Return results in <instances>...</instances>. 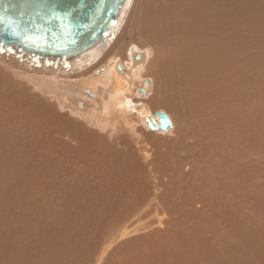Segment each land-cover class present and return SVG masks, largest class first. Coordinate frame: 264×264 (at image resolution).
Here are the masks:
<instances>
[{"label": "rangeland", "instance_id": "374dc122", "mask_svg": "<svg viewBox=\"0 0 264 264\" xmlns=\"http://www.w3.org/2000/svg\"><path fill=\"white\" fill-rule=\"evenodd\" d=\"M196 1L201 4L204 0ZM137 2L141 6L136 4V0H126L120 14L121 17L118 18L121 24L114 36L107 41L108 44L103 47L99 46L100 48L97 46L98 48L95 47V50L91 49L94 52H86L78 60H47L29 57V55L21 54L15 49L0 48V115L4 116L3 118L0 117V127H2L0 129L4 130H2L3 132L0 130V139H2L0 146L3 148L0 147V151L2 150L0 156L4 155V157H0V264H116L120 260L124 261L127 253L136 250L144 239L143 235L150 233L153 229L158 232L161 238V233L157 228L165 230L166 223L172 217L174 219L181 218L180 221L187 220V205L191 199L193 200L192 204L196 203L197 205L191 210L192 213L203 212L209 204L216 206L222 201L233 210L226 208L227 212L222 211L226 215L217 213L218 216L222 215L225 220L223 223L229 242H239V234H250L251 238L254 239L260 238L259 227L260 223L264 221V0H212L210 2V8H215L216 17L222 18L223 16L228 19H226L229 25L227 46H230L231 52L237 57L235 63H232V66L228 67L224 74H218L215 78L207 76L204 82H198L197 77L199 72L205 70V65H194L191 61L194 55H188L186 49H184L186 54L184 50H181V48H185L186 44H183L179 38L180 35L173 34L175 37L171 35L172 33H180L184 28V24L177 19L178 15L176 16V14L178 12L175 11V8L179 6L182 8L180 2L183 3L186 0H179V2L176 0H145L143 3L142 0H137ZM172 2L174 7H171ZM158 3L162 4L160 5V9H164L162 12L158 8ZM135 4L137 8L134 7ZM222 5H225V8L220 7ZM157 11L162 14L165 12L164 15H161ZM168 17L172 21L167 20V22ZM143 18L147 21V25ZM174 20L177 22L174 23ZM161 26L163 28H159ZM139 30L143 31L144 34ZM151 30H154V33ZM158 31H161L160 34ZM143 35L147 37L142 39L140 36ZM149 39L152 41L148 42ZM174 41L176 45L173 44ZM129 42L139 46L145 44L144 48L149 53H146V58L141 62V73H134L131 77L140 80L139 82L149 79L150 92L148 91L143 97L136 91V86L134 88V85L131 84L127 97L130 95L134 101L140 97L139 100L145 101L144 103L151 115L157 110L171 113L175 125L169 132L163 133L159 130L148 129L145 123H142L141 116L136 115L137 108H135L136 118L132 125L133 128L131 127L132 131L131 129L120 128L119 133L116 131V134L114 131L107 135L106 131H99L97 126L84 124L83 117L87 114H92V120L95 118L94 123L102 121L104 117L101 110L106 102L111 101L113 94L110 89V91L107 90L108 92L105 91L108 81H98L99 76L94 77L95 79L92 81L93 78L90 75L92 69L98 68L107 60L108 52H112L109 50L120 49L122 46L125 48ZM177 42L182 43V45L180 43L181 48ZM153 43H157L155 45L160 43V46L164 45L158 47L159 45L155 46ZM165 44H167L166 47ZM214 44L217 45L218 41H214ZM109 46H114V48H109ZM104 52L105 54H103ZM170 52L174 56H171ZM179 52L187 56L181 53L182 61L179 60ZM99 53L101 54L99 55ZM118 54L124 56L123 51ZM255 56L256 59H254ZM93 58L95 59L93 60ZM101 58L103 59L101 60ZM251 59L257 60L255 65ZM185 62H189V64ZM189 65L191 69H189ZM150 68L154 69L150 70ZM85 69H91L90 73H85L87 71ZM160 69L162 73H160ZM163 70H166L167 73ZM167 70L172 71L169 73ZM80 73L82 74L80 75ZM48 77L52 78L49 80ZM77 77L83 78L84 82L81 80V84H72V79H77ZM157 77L163 80H156ZM90 79L91 84L88 83ZM165 79L167 84L164 82ZM42 82L43 86L41 85ZM2 83L4 84L1 85ZM104 83L105 85H103ZM188 83L190 84L188 85ZM51 84L55 85L51 88ZM164 84L168 87L171 86L173 92L170 88L165 89L167 86ZM81 85H84V88L87 86L94 89L96 85H99L104 90V94L98 92L97 97H91V99L87 93L83 92ZM152 86H155V89ZM64 91L66 92L64 93ZM160 93L161 97L166 96L168 99H164L166 97L161 98ZM169 93L173 95V98L172 95L169 97ZM107 94H109V98L106 96ZM57 97L61 102V97L66 98V100L59 104ZM87 98L90 99V102ZM2 101L4 105L7 103L8 105L4 106ZM77 101H83L84 106H78ZM38 102L41 105L48 103L51 106V111L54 109L56 113L55 108L58 104L64 111L68 108L72 109L75 111L74 115L67 116L68 120H76L75 115H79L82 125L87 126L85 129L88 127L89 129L84 130V133L79 135L78 132L72 131V123L71 127L69 124V132L62 133V136L65 138L64 135L74 133L71 135H75L73 139L77 140V143L73 146L71 142V146L67 145L66 151L64 146L59 149H51L50 144L47 143L53 142L52 139L51 142L48 141V136H51H47L46 132H43L46 123L42 127H39L40 123L38 124V119L43 118L41 121L45 119V115L42 117L39 115V111L43 108L39 106ZM27 103L28 106L33 104L32 108L27 106L29 110L25 108L23 110L22 108ZM29 103L31 104L29 105ZM55 103H57L56 106ZM14 104H18V107ZM19 104H22L23 107ZM19 108L26 113L21 112ZM4 109L8 110L6 114L8 112L11 116L8 118L10 122H6L8 115L3 114ZM94 111L98 115H95ZM18 115H21L22 118H17ZM14 117L16 118L15 122ZM46 118L48 119V117ZM52 119L49 118L48 120L54 122ZM55 125L52 123L53 130L49 127L54 137L58 135L54 131ZM24 129L27 133L24 132ZM32 130H35L36 133L33 131L32 134ZM88 132L90 133L89 137L93 134L94 136L89 138ZM100 134L102 135L100 136ZM132 134L137 136H132ZM34 137L39 138L38 141L41 140L40 142L46 140L44 141L45 144L40 145L41 147L32 146L37 140L34 141ZM91 141H94L93 144ZM29 142H33L29 144L32 147L28 146L27 143ZM83 143L85 146L87 144L85 149H81ZM106 145L107 147H105ZM128 146L131 151L127 149ZM75 147L76 152L72 150L73 148L75 150ZM78 147L81 149L80 151ZM93 147H97V149L94 150ZM31 148L35 149L32 150ZM49 148L52 153L48 151ZM57 149L60 153L57 152ZM144 149L148 155L152 153L148 160L144 157ZM68 150L70 152H67ZM130 153L131 155H129ZM95 154L97 156H94ZM119 156H122V159L118 158L120 161L117 159ZM109 157L110 159H108ZM101 158L104 159L101 160ZM144 159H146V164ZM149 160L151 164L147 167ZM116 161L121 163L118 165ZM123 161L124 163H122ZM106 162L107 165H105ZM125 163L126 165H124ZM258 195L263 197L258 200ZM260 202L263 203V206ZM177 210L179 211L176 212ZM232 212L236 215L237 224L232 222ZM261 216L263 218H259ZM212 219L206 225L208 231H221L222 223L220 224L216 217H212ZM161 220L164 221L163 225H157V222ZM135 228H138L139 231H132ZM121 231H124L126 235L120 237ZM46 234L48 235L46 236ZM161 240L163 241L162 238ZM209 244L212 246V243ZM237 246L245 250L247 243L241 241ZM103 248L106 249L102 253ZM207 248L211 250L210 245L209 247L207 245ZM217 250L219 253V249ZM173 252L174 250L164 253L159 259L160 263L173 264V256L170 258V255L174 254ZM250 258L254 259V257ZM150 259L154 261L153 257ZM142 263L145 264L146 262Z\"/></svg>", "mask_w": 264, "mask_h": 264}, {"label": "bare ground", "instance_id": "6f19581e", "mask_svg": "<svg viewBox=\"0 0 264 264\" xmlns=\"http://www.w3.org/2000/svg\"><path fill=\"white\" fill-rule=\"evenodd\" d=\"M145 1V0H144ZM143 0H142V3L144 2ZM168 1V0H167ZM170 1V0H169ZM182 1V0H181ZM212 0H204L201 4L199 3V2H197L196 0H186V2H183V3H181L180 2V4H182V8H181V6H179V7H176L175 8V11H177L178 13L176 14V16L178 15V20L179 21H181L184 25H183V30H181V32L180 33H172L171 35H173V34H176L177 36L178 35H180V37L179 38H181V40L183 41V44L185 43L186 44V46H185V48H181V45H182V43L181 42H177L178 44V46L180 45V43H181V45L179 46L180 48H181V50L183 51L184 49H186V51L189 53L188 55H191V54H193L194 56H193V58L191 59V61L194 63V65L195 64H204L205 65V70H203V71H201V72H199L198 73V77H197V81L199 82V81H203L204 82V80H206L207 79V76H212V78H215L218 74H224L225 73V71H226V69L228 68V67H230V66H232L231 64L232 63H235V59H236V54H234V53H232L231 52V50H230V46H227V41H229V25L227 24L228 22L226 21V19L222 16V18H218V17H216V14H215V8H210V2H211ZM176 2H179V0L177 1L176 0ZM133 3H134V1H133ZM138 2H137V0H136V4H137ZM226 3V2H225ZM134 5V7L135 8H137V5ZM139 4V6H141L140 5V3H138ZM159 4V6H158V8L160 9V5H162V4H160V3H158ZM179 4V5H180ZM156 5H157V3H156ZM220 5V4H219ZM138 6V7H139ZM163 6H164V4H163ZM171 7H174V4H173V2H172V5H171ZM170 7V8H171ZM220 7H224L225 8V5H222V6H220ZM162 8V7H161ZM166 8V7H165ZM139 9V8H138ZM161 10V9H160ZM162 10H164V9H162ZM162 10H161V12H162ZM220 10V9H219ZM131 11V10H130ZM159 11V10H158ZM157 11V12H158ZM121 12H122V10H121ZM121 12H120V14H121ZM165 12V11H164ZM164 12H163V14L162 13H160V12H158V13H160L161 15H164ZM169 12V11H168ZM159 14V16H161ZM170 14V13H169ZM171 15V14H170ZM169 15V16H170ZM222 15V14H221ZM226 15V14H225ZM167 16H168V14H167ZM167 16H166V18H167ZM171 16H173V15H171ZM171 16H170V18H171ZM119 17H121L120 15L118 16V18ZM228 17V16H227ZM158 18V17H157ZM169 17H168V19H166V21L167 20H169V22H170V20L171 19H173V17L170 19ZM140 19H142V18H140ZM144 19V18H143ZM159 19H160V17H159ZM139 20V19H138ZM153 20V19H152ZM161 20V19H160ZM176 20V19H175ZM173 21L174 23H176L177 21ZM228 20V19H227ZM144 21H146L145 19H144ZM172 21V20H171ZM139 22V21H138ZM142 22H143V20H142ZM152 22H154V21H152ZM168 22V21H167ZM141 23V22H140ZM139 23V24H140ZM155 23V22H154ZM142 24V23H141ZM140 24V25H141ZM148 23H147V21H146V25H147ZM158 24V23H157ZM156 24V25H157ZM159 25V24H158ZM163 25V24H162ZM160 26V25H159ZM126 27V26H125ZM149 28H150V26H148ZM147 27V28H148ZM159 28H163L162 26L161 27H159ZM126 29V28H125ZM157 29V28H156ZM129 30V29H128ZM136 30V29H135ZM158 30H160V29H158ZM131 31V30H130ZM140 31V30H139ZM149 31V30H148ZM152 31V30H151ZM150 31V32H151ZM163 31V30H162ZM176 31H178V30H176ZM137 32V31H136ZM142 34H144V32L143 31H140ZM153 33H154V30L152 31ZM152 32L150 33V34H152ZM159 32V34H160V32L161 31H158ZM128 33V32H127ZM136 35V34H135ZM147 35V34H146ZM146 35H143V36H140V37H142V39H144V37L146 36ZM153 35H156V34H153ZM153 35H152V37H153ZM168 35H170V34H168ZM170 35V36H171ZM150 36V35H149ZM161 36V35H160ZM174 36V35H173ZM133 37V36H132ZM147 37V36H146ZM151 37V36H150ZM157 37H159L158 35H157ZM163 37V36H162ZM175 37V36H174ZM182 38H184V39H182ZM154 39V38H153ZM177 39H178V37H177ZM150 40L151 39H149V40H147L148 42H150ZM166 40V39H165ZM152 41V40H151ZM168 41V40H167ZM214 41H218V44L216 45V44H214ZM255 41V40H254ZM254 41H253V43H254ZM145 42V41H144ZM161 42V41H160ZM256 42V41H255ZM116 43V42H115ZM141 43V42H140ZM143 43V42H142ZM141 43V44H142ZM106 44H108V43H106ZM126 44V43H125ZM124 44V45H125ZM154 45L155 44H157V43H153ZM173 44L174 45H176V43H175V41L173 42ZM145 44H142V46H139V45H137V44H134L133 42H129L127 45H125L126 47L124 48V46H120L121 48L120 49H117V48H115L114 50H109V51H112L111 53L110 52H108L109 53V56H108V58H107V60L101 65V66H99L98 68L96 67V68H93L92 69V71H91V69H89V70H87V69H85V73H87V72H89V71H91V73H90V75H91V77L93 78H91L92 79V81H94V77H97V76H99L100 77V79L98 80V81H101V82H107V85H106V87H105V91H110V90H112V96H111V101L110 102H104L105 104H104V106H103V108H102V110H101V112H102V115H103V119H102V121L101 122H96V123H94V119L95 118H93V120H92V117H91V115L92 114H87L85 117H83L84 118V124L85 125H90V126H97L98 127V129H99V131H106V134L107 135H109V134H111V132H116V131H118V133H119V131H121L120 130V128H127V129H131V127H132V125H133V122H135V118H136V116H135V108H137V111H136V115H140L141 116V120H142V123L144 122L145 123V125L147 126V124H146V120H145V118L146 117H152V118H154V121L155 122H157V120H158V117L157 116H155L154 115V112L152 113V115L149 113V109L147 108V106H146V104L143 102V100H139L140 99V97H139V99L137 100V101H134V100H132L131 98H130V95H129V97H127L128 95H127V93L129 92V90H130V88H131V81L133 80V79H135L137 82H138V84L140 85V86H142L143 88H144V90H146V92H145V94H147V92L149 91L150 92V90H149V83H150V80L149 79H144V80H147V83H143L142 81L141 82H139L135 77H131L132 76V74L134 75V73H136V74H138V73H141V71H140V69L142 68L141 67V62H143V60L146 58V53H148V51L146 52V48H144L145 46H144ZM149 45H151V44H149ZM154 45H151L152 47L154 46ZM159 45V46H158ZM158 45H155V46H158V47H162V46H160V43L158 44ZM166 45L167 44H165V47H166ZM174 45H172V46H174ZM138 46V47H137ZM170 46V45H169ZM184 46V45H183ZM99 47V46H98ZM97 47V48H98ZM114 48V46H109V48ZM140 47V48H139ZM165 47H163L164 48V50H166L165 49ZM168 47V46H167ZM178 47V48H179ZM95 48V47H94ZM93 48V50H95ZM100 48V47H99ZM149 48V47H148ZM155 48V47H154ZM176 48V47H175ZM177 48V49H178ZM180 48H179V51H181L180 50ZM106 49V48H105ZM140 49V51H138ZM158 49V48H157ZM159 49H162V48H159ZM252 49V48H251ZM93 50H89L90 52L91 51H93ZM100 50V49H99ZM89 51L87 52V53H89ZM101 51V50H100ZM120 51H123L124 52V56H120L118 53L120 52ZM158 52V50H155V52ZM185 51V50H184ZM184 52L185 54L187 53V52ZM94 52V51H93ZM98 52V51H97ZM96 52V53H97ZM108 53H106L107 55H108ZM140 54V58L139 59H136L135 58V55L136 54ZM164 53H165V51H164ZM168 53V52H167ZM171 53V52H170ZM180 53V58H179V60L180 61H182L183 59H182V57H181V53L182 52H179ZM184 53H182V54H184ZM101 53H99V55H100ZM103 54H105V52L103 53ZM149 54V53H148ZM147 54V55H148ZM155 54V53H154ZM166 54V53H165ZM184 54V56H186ZM247 54V53H246ZM84 55V54H83ZM94 55V54H93ZM98 55V56H99ZM156 55H157V53H156ZM159 55H161V54H159ZM254 55V54H253ZM103 56V55H102ZM155 56V55H154ZM168 56V55H167ZM171 56H174V54H172L171 53ZM192 56V55H191ZM34 57V56H33ZM86 57V56H85ZM84 57V58H85ZM89 57V56H88ZM90 57H91V55H90ZM103 57H105V56H103ZM177 57V56H176ZM178 57H179V55H178ZM187 57V56H186ZM151 58V57H150ZM73 59V58H72ZM79 59V58H78ZM78 59H74V60H78ZM95 58H93V60H94ZM103 58H101V60H102ZM189 59V58H188ZM244 59V58H243ZM245 59H246V57H245ZM254 59H256V56H255V58ZM254 59H251L252 61H253V63H254V65L256 64L255 62H257V60H254ZM185 60V59H184ZM248 60V59H247ZM151 61V60H150ZM101 62V61H100ZM155 62V61H154ZM153 62V63H154ZM98 63V62H97ZM96 63V64H97ZM118 63H120L121 64V66L125 69V70H127L126 72H124V76H122L121 74L119 75V73H118V71H117V69H116V65L118 64ZM171 63H172V61H171ZM186 63V62H185ZM95 64V65H96ZM99 64V63H98ZM148 64V63H147ZM157 63H155V65H156ZM186 64H189V62L188 63H186ZM237 64V63H236ZM151 65H153L152 63H151ZM158 65V64H157ZM185 65V64H184ZM235 65V64H234ZM98 66V65H97ZM147 66V65H146ZM149 66V65H148ZM159 66H161V65H159ZM167 66H168V64H167ZM172 66V65H171ZM170 66V67H171ZM237 66V65H236ZM100 67H103V69H99ZM157 67V66H156ZM92 68V67H91ZM148 68V67H147ZM149 69V68H148ZM152 69H154V68H152ZM151 68H150V70H152ZM189 69H191V67H190V65H189ZM147 70V69H146ZM158 70V69H157ZM161 70V69H160ZM246 70V69H245ZM165 73H167L166 72V70H163ZM168 71V70H167ZM170 71H172V70H170ZM170 71H168L169 73H170ZM231 71V70H230ZM153 72V71H152ZM227 72H229L228 70H227ZM2 73V72H1ZM147 73V72H146ZM145 73V74H146ZM155 73H156V71H155ZM160 73H162V70H161V72ZM165 73H163L164 75H165ZM82 73H80V75H81ZM148 74V73H147ZM146 74V75H147ZM154 74V73H153ZM28 75V74H27ZM72 75V74H71ZM130 75V76H129ZM169 75V74H168ZM37 76V75H36ZM39 76V75H38ZM57 76H60V75H57ZM56 76V77H57ZM145 76V75H144ZM156 76H158V75H156ZM155 76V77H156ZM185 76V75H184ZM7 77V76H6ZM53 77V76H52ZM51 77V78H52ZM65 77V76H64ZM75 77V76H74ZM81 77V76H80ZM111 77V78H110ZM159 77V76H158ZM157 77V79L156 80H158V79H161V80H163L162 78H158ZM168 77H170V75L168 76ZM38 78H40V77H38ZM42 78V77H41ZM40 78V79H41ZM49 78V77H48ZM47 78V79H48ZM51 78H49V80L51 79ZM59 78V77H58ZM139 79H140V77H138ZM146 78V77H145ZM148 78H149V76H148ZM174 78V77H173ZM186 78V77H185ZM209 78H211V77H209ZM9 79V78H8ZM30 79V78H29ZM34 79V78H33ZM39 79V80H40ZM43 79V78H42ZM91 79L90 80H88L89 82V84H91ZM167 79V78H166ZM165 79V80H166ZM171 79V78H170ZM38 80V79H37ZM45 80V79H44ZM53 80H54V78H53ZM53 80H52V83H53ZM56 80V79H55ZM81 80H83V78H79V77H77V79H72V81H71V83L72 84H75V85H77V84H79L80 83V81ZM160 80V82L162 83V81ZM211 80V79H210ZM14 81V80H13ZM22 81V80H21ZM24 81V80H23ZM22 81V82H23ZM40 81H42V80H40ZM6 82V81H5ZM83 82H84V80H83ZM166 84H167V80L166 81H164ZM170 82V81H169ZM172 82H175V81H173L172 80ZM179 82V81H178ZM195 82V81H194ZM198 82H196V84H199ZM244 82V81H243ZM1 83V82H0ZM13 83V82H12ZM98 83V82H97ZM157 83V82H156ZM182 83H184V84H187V83H185V82H182ZM4 83H2L1 85H3ZM9 84V83H8ZM81 84V83H80ZM100 84H102V83H100ZM99 84V85H100ZM160 84V83H159ZM163 84V83H162ZM166 84H164V86L166 85ZM190 83H188V85H189ZM12 85V84H11ZM41 85L43 86L44 84H43V82L41 83ZM40 85V86H41ZM48 85V84H47ZM55 85V84H54ZM54 85H52L51 84V88H52V86H54ZM99 85H96L95 86V89L94 88H91V87H87L88 88V90H89V92H91V93H93V94H96V97H97V95H98V92L99 93H103V89H102V87L101 86H99ZM103 85H105V83L103 84ZM151 85V84H150ZM152 85H153V83H152ZM171 85V84H170ZM169 85V86H170ZM187 85V86H188ZM204 85V84H203ZM207 85V84H206ZM253 85V84H252ZM6 86V85H5ZM8 86V85H7ZM73 86V85H72ZM72 86H71V88H72ZM79 86V85H78ZM77 86V87H78ZM82 86V85H81ZM80 86V87H81ZM84 86V85H83ZM82 86V87H83ZM133 86V85H132ZM167 86V85H166ZM186 86V85H185ZM19 87V86H18ZM28 87V86H27ZM67 87H68V85H67ZM85 87V88H86ZM93 87H94V84H93ZM130 87V88H129ZM152 87H154V89H155V86H152ZM171 87V86H170ZM170 87H168L167 86V88H165V89H169ZM179 87V86H178ZM190 87V86H189ZM188 87V88H189ZM254 87V86H253ZM252 87V88H253ZM5 88V87H4ZM12 88V87H11ZM44 88H47V87H44ZM43 88V89H44ZM49 88V87H48ZM55 88V87H54ZM56 88H58V87H56ZM61 88H62V86H61ZM134 88H135V86H134ZM134 88H133V90H134ZM201 87H199V89H200ZM25 89V88H24ZM30 89V88H29ZM59 89V88H58ZM68 89V88H67ZM83 89H84V87H83ZM110 89V90H109ZM162 89V88H161ZM160 89V90H161ZM171 89V88H170ZM198 89V88H197ZM202 89V88H201ZM247 89V88H246ZM2 90H4V89H2ZM15 90V89H14ZM38 90V89H37ZM79 90V89H78ZM236 90V89H235ZM245 90V89H244ZM24 91V90H23ZM44 91H47V90H44ZM56 91H57V89H56ZM55 91V93H57ZM80 91V90H79ZM107 91V92H108ZM136 91H137V89H136ZM170 91V90H169ZM171 91H172V89H171ZM170 91V92H171ZM200 91V90H199ZM239 91H240V89H239ZM243 91V90H242ZM51 92V91H50ZM62 92V91H61ZM66 91H64V93H65ZM73 92V91H72ZM77 92V91H76ZM173 92V91H172ZM171 92V93H172ZM180 92L182 93V91L180 90ZM185 92V91H184ZM201 92V91H200ZM238 92V91H237ZM3 92L1 91V94H2ZM5 93V92H4ZM14 93V92H13ZM135 92H133V94H134ZM154 93V92H153ZM186 93V92H185ZM202 93V92H201ZM209 93H211V92H209ZM238 93H240V92H238ZM250 93V92H249ZM50 94V93H49ZM82 94V93H81ZM104 94V93H103ZM109 94L111 95V93L109 92ZM109 94H107L106 96H108ZM132 94V93H131ZM137 94V93H136ZM140 94V93H139ZM145 94H141L142 96L143 95H145ZM163 94V93H162ZM180 94V93H179ZM208 94V93H207ZM38 95V94H37ZM72 95V94H71ZM70 95V96H71ZM79 95V94H78ZM135 95V94H134ZM164 95V94H163ZM172 95V94H171ZM170 95V93H169V97L171 96ZM237 95V94H236ZM4 96H5V94H4ZM25 96V95H24ZM23 96V97H24ZM59 96V95H58ZM61 96V95H60ZM62 96H64V95H62ZM86 96V95H85ZM136 96V95H135ZM148 96V95H147ZM151 96V95H150ZM157 96H159V95H157ZM208 96V95H207ZM1 97V96H0ZM7 96H5V98H6ZM81 97V96H80ZM144 97V96H143ZM160 97H161V93H160ZM163 98L164 97H166V96H162ZM161 97V98H162ZM48 98V97H47ZM54 98V97H53ZM83 98V97H82ZM91 98V97H90ZM98 98H100L99 96H98ZM108 98H109V96H108ZM135 98V97H134ZM133 98V99H134ZM172 98H173V95H172ZM2 99V98H1ZM7 99V98H6ZM52 99V98H51ZM61 100H62V102L59 100V98L57 97V100H58V102H60L59 104H61V103H64L65 102V100H66V98H63V97H61L60 98ZM88 99V98H87ZM92 99V98H91ZM106 99V98H105ZM164 99H168V97H166V98H164ZM3 100H5V99H3ZM9 100V99H8ZM24 100V99H23ZM50 100V99H49ZM68 100V99H67ZM80 100H85V99H80ZM90 99H88V102H90L89 101ZM94 100V99H93ZM102 100H104V99H102ZM108 100V99H107ZM106 100V101H107ZM69 101V100H68ZM92 101V100H91ZM25 102V101H24ZM26 102H27V98H26ZM25 102V103H26ZM52 102V101H51ZM94 102H95V100H94ZM103 102V101H102ZM2 103H3V105H4V102L2 101ZM32 103V102H31ZM31 103H29V105L31 104ZM35 103V102H34ZM39 103V102H38ZM43 104V103H42ZM56 104L57 103H55V106H56ZM58 104V106H56V110H57V113H56V111H54V109L51 111V106H49V104L47 103H45V105H41V103H39V106L41 107L42 106V108H43V110H40L39 111V115H40V117H42V116H44L45 115V119L44 120H42L41 121V119H43V118H40V119H38V124L40 123V125H39V127H42L45 123H46V127L44 128L45 129V131H43V132H46V134H47V136L48 135H50L51 137H49L48 136V141H50L51 139H52V141L53 142H51V143H49V142H47L48 144H50L49 146H50V148L51 149H55V148H60L61 146H64V147H66V149H65V151L67 150V145H69V146H71L70 144H71V142L73 143L72 145L74 146V144H76L77 143V140H75V139H73V137L75 136H72L71 134L69 135H64V136H66L65 138H63V136H62V133H66V131H68V126H69V124H70V126L69 127H71V123H72V126H73V129H72V131L73 132H78L79 133V135L80 134H82V133H84V130H88L89 129V127H88V129H85L86 127L84 126V125H82L83 123H81V119H79V115L77 116V115H75L76 116V120H73V121H71V120H68V118H67V116H71V115H74V112L75 111H72V109H70V108H68L66 111H64V109L62 108V107H60L61 105H59ZM70 104V103H69ZM76 104L78 105V106H84V102L83 101H80V102H76ZM94 104V103H93ZM96 104V103H95ZM98 104V103H97ZM153 104V103H152ZM7 105H8V103H7ZM7 105H4V106H7ZM15 105V104H14ZM20 105V104H19ZM22 105V104H21ZM20 105V106H21ZM26 105V104H25ZM33 105V104H32ZM32 105L31 106H28V103H27V105L25 106V107H23V105H22V109L24 110V108L25 109H28L29 110V108H32ZM36 105H37V103H36ZM36 105H34L35 106V108H36ZM71 105V104H70ZM101 105V104H100ZM15 106H17L18 107V104H16ZM27 106L29 107V108H27ZM33 106V107H34ZM149 106H151V105H149ZM148 106V107H149ZM14 107V106H13ZM12 107V108H13ZM58 107V108H57ZM71 107V106H70ZM91 107H92V105H91ZM94 107H95V105H94ZM5 108H7V107H5ZM12 108H10L11 110H12ZM39 108V107H38ZM53 108V107H52ZM150 108V107H149ZM152 108V107H151ZM154 108V107H153ZM152 108V109H153ZM19 109H21V108H19ZM21 109V112H23L24 113V111ZM79 109V108H78ZM87 109V108H86ZM97 109V108H96ZM1 110V109H0ZM5 111H3V114L5 115L6 114V111H8V110H6V109H4ZM34 110V109H33ZM39 110V109H38ZM74 110H75V108H74ZM93 110H94V108H93ZM92 110V111H93ZM151 110V109H150ZM212 110V109H211ZM26 111V110H25ZM36 111H37V109H36ZM89 111V110H88ZM91 111V110H90ZM97 111H99V110H97ZM164 111V110H163ZM34 112V111H33ZM33 112H32V115H33ZM164 112H166V111H164ZM26 113V112H25ZM24 113V114H25ZM36 113V112H35ZM51 113H52V115H51ZM70 113H73V114H70ZM88 113H90V112H88ZM95 115L97 114V113H95V111L93 112ZM99 113V112H98ZM209 113H211V112H209ZM212 113H214L213 111H212ZM0 114H1V112H0ZM19 114H22V113H19ZM24 114H22V115H24ZM37 114V113H36ZM77 114V113H76ZM78 114H79V112H78ZM83 114V113H82ZM85 114V113H84ZM93 114V115H94ZM166 114L169 116V118H170V120H171V122H172V127H169L168 128V130L167 131H162V130H159V129H157V130H159V131H161V132H163V133H166V132H169V130L170 129H172L173 127H174V125H175V123H174V120H173V118H172V115H171V113H169V112H166ZM215 114V113H214ZM8 115V117H7V119H6V122H10V121H8L9 119V117H11V116H9V114H8V112H7V114H6V116ZM35 115V114H34ZM94 115V116H95ZM98 115V114H97ZM38 116V115H37ZM99 116H101V115H99ZM0 117L1 118H3L1 115H0ZM22 118L21 117V115L19 116L18 115V117L17 118ZM46 117H48V119L50 118V119H52V117H53V121L54 122H52V121H50V120H48ZM95 117H97V116H95ZM23 118H24V116H23ZM26 118H28L27 116H26ZM33 118V117H32ZM38 118H39V116H38ZM137 118H138V116H137ZM15 117H14V122H15ZM97 119V118H96ZM25 120H27V119H25ZM1 121V120H0ZM28 121V120H27ZM25 122V123H28V122ZM40 121V122H39ZM97 121H98V119H97ZM4 122H5V120H4ZM19 123V122H18ZM37 123V122H36ZM52 123L55 125V129H54V131H56V133H58V135L56 136L55 135V137L53 136L54 134H52L53 132H51L50 131V129H52L53 130V127H52ZM137 123H139L138 121H137ZM7 124V123H6ZM29 124V123H28ZM37 125V124H36ZM2 126V125H1ZM141 126V125H140ZM49 127H50V129H49ZM80 127V128H79ZM0 128H2V127H0ZM4 128V127H3ZM20 128H22V127H20ZM31 128V127H30ZM91 128V127H90ZM133 128V127H132ZM140 128V127H139ZM138 128V129H139ZM141 128H142V126H141ZM144 128V127H143ZM148 128V127H147ZM16 129V128H15ZM32 129V128H31ZM71 129V128H70ZM69 129V130H70ZM80 129H82V130H80ZM149 129V128H148ZM1 130V129H0ZM3 130V129H2ZM1 130V131H2ZM7 130V129H6ZM21 130V129H20ZM37 130V129H36ZM142 130V129H141ZM140 130V131H141ZM4 131V130H3ZM2 131V132H3ZM8 131V130H7ZM19 131V130H18ZM22 131V130H21ZM27 131H28V128H27ZM33 131H35V130H32V134H33ZM71 131V130H70ZM131 131H132V129H131ZM139 131V130H138ZM210 131H212V130H210ZM24 132H25V129H24ZM23 132V133H24ZM69 132V131H68ZM67 132V133H68ZM110 132V133H109ZM130 132V131H129ZM8 133V132H7ZM22 133V132H21ZM25 133H27V132H25ZM24 133V134H25ZM34 133H36V131L34 132ZM77 133V134H78ZM89 133V132H88ZM87 133V134H88ZM95 133V132H94ZM100 133V132H99ZM132 133H134V132H132ZM30 134V133H29ZM28 134V135H29ZM32 134H30V135H32ZM86 134V135H87ZM95 134H98V133H95ZM116 134H117V132H116ZM130 134V133H129ZM41 135V134H40ZM79 135H78V137H79ZM89 135H90V133L87 135L88 137H89ZM102 134H100V136H101ZM127 135V137H128V134H126ZM125 135V136H126ZM34 136V135H33ZM38 136H39V134H38ZM92 136H94V134L92 135ZM92 136L91 137H89V138H92ZM95 136H97V135H95ZM115 136V135H114ZM132 136H137V135H133L132 134ZM27 137V136H26ZM29 137V136H28ZM37 137V136H36ZM36 137H34V141L37 139ZM77 137V136H76ZM77 137V138H78ZM82 137V136H81ZM86 137V136H85ZM105 137V136H104ZM22 138H24V137H22ZM30 138V137H29ZM75 138V137H74ZM76 138V139H77ZM87 138V137H86ZM103 138V137H102ZM117 138V137H116ZM121 138V137H120ZM124 138V137H123ZM126 138V137H125ZM4 140H5V138H3ZM17 139V138H16ZM27 139V138H26ZM33 139V138H32ZM39 139V138H38ZM38 139L35 141V144H33L32 146H35V147H41L40 145H44L45 143H44V141H46V140H44V141H42V142H40L41 140H39L38 141ZM83 139V138H82ZM112 139V138H111ZM0 140H2V139H0ZM7 140V139H6ZM28 141H30L29 139H27ZM78 140H80V138H78ZM99 140V139H98ZM123 140V139H122ZM21 141V140H20ZM24 141H26V140H24ZM33 141V142H34ZM82 141V140H81ZM80 141V142H81ZM84 141V140H83ZM95 141H97V140H95ZM129 141V140H128ZM143 141V140H142ZM141 141V142H142ZM1 142V141H0ZM33 142H31V143H33ZM86 142V141H85ZM88 142V141H87ZM92 142V141H91ZM94 142V141H93ZM93 142L91 143V144H93ZM140 142V141H139ZM2 143V142H1ZM30 142L29 143H27L28 144V146H29V144H31ZM122 143H123V141H122ZM128 143V142H127ZM157 143V142H156ZM22 144V143H21ZM26 144V145H27ZM78 144H79V142H78ZM77 144V146H79L80 147V145H78ZM86 144V143H85ZM97 144V143H96ZM100 144H101V142H100ZM125 144V143H124ZM23 145H24V143H23ZM82 145V144H81ZM102 145V144H101ZM129 145V144H128ZM216 145V144H215ZM27 146V147H28ZM31 146V145H30ZM29 146V147H30ZM31 146V147H32ZM68 146V147H69ZM85 145H84V143H83V145L81 146V149L82 148H86V146H87V144H86V146L84 147ZM94 146H95V144H94ZM125 146V145H124ZM133 146V145H132ZM131 146V147H132ZM145 146V145H144ZM1 147V146H0ZM79 147H78V149H79ZM90 147H91V145H90ZM101 147V146H100ZM105 147H107V145L105 146ZM2 148V147H1ZM16 148V147H15ZM49 148V149H50ZM72 148V147H71ZM96 149H97V147H95ZM95 148L93 147L92 149H94L95 150ZM102 148V147H101ZM3 149V148H2ZM28 149H30V148H28ZM32 150L33 149H35V148H31ZM37 149V148H36ZM48 149V151H50L51 152V149L49 150ZM57 149V150H58ZM81 149H79V151L81 150ZM105 149V148H104ZM129 151H131L130 149V147L128 146V148H127ZM126 149V150H127ZM44 150V149H43ZM56 150V151H57ZM71 150V149H70ZM74 152H76V147H75V150H74V148L72 149ZM72 150H71V152H72ZM107 150H109V149H107ZM127 150V151H128ZM145 150V149H144ZM13 151V150H12ZM55 151V150H54ZM0 152H2V150L0 151ZM4 152V151H3ZM58 153H60V151L58 150L57 151ZM57 152H55V154H57ZM67 152H70L69 150L67 151ZM67 152H65V153H67ZM99 152V151H98ZM98 152H97V154H98ZM24 153V152H23ZM39 153V152H38ZM52 153V152H51ZM126 153H128V152H126ZM136 153V152H135ZM17 154V153H16ZM22 154V153H21ZM69 154V153H68ZM72 154V153H71ZM76 154V153H75ZM75 154H73V155H75ZM90 154V153H89ZM94 154V153H93ZM97 154H95L94 156H97ZM100 154V153H99ZM152 154V153H151ZM151 154H149V155H151ZM7 155V154H6ZM25 155V154H24ZM39 155H40V153H39ZM42 155V154H41ZM46 155V154H45ZM51 155V154H50ZM59 155V154H58ZM76 155H78V154H76ZM124 155H126L125 153H124ZM129 155H131V153L129 154ZM133 155H135V154H133ZM149 155H148V153H147V151L145 150L144 151V157L148 160L150 157H149ZM1 156H3L4 157V155H1ZM0 156V157H1ZM43 156V155H42ZM177 157H178V155H176ZM7 157V156H6ZM8 157H9V155H8ZM35 157V156H34ZM53 157V156H52ZM57 157H59V156H57ZM56 157V158H57ZM122 156H119V157H117V159L118 158H120V159H122L121 158ZM60 158H62V156H60ZM116 158V157H115ZM104 158H101V160H103ZM107 159V158H106ZM108 159H110V157L108 158ZM114 159V158H113ZM129 159V158H128ZM142 159V158H141ZM146 159H144V161H145V164H146ZM12 160V159H11ZM116 160V159H115ZM119 160V159H118ZM117 160V161H118ZM132 160V159H131ZM7 161V160H6ZM33 161V160H32ZM31 161V162H32ZM104 161H107V160H104ZM111 161V160H110ZM114 161V160H113ZM116 161V162H117ZM120 161V160H119ZM130 161V160H129ZM53 162V161H52ZM64 162H65V160H64ZM100 162V161H99ZM148 162V161H147ZM149 162H150V160H149ZM147 163V167L151 164V162L150 163ZM33 163V162H32ZM104 163V162H103ZM114 163V162H113ZM119 163H121V162H119ZM119 163L117 162V164L119 165ZM122 163H124V161L122 162ZM135 163V162H134ZM30 164V163H29ZM90 164H92V163H90ZM98 164V163H97ZM144 164V165H145ZM3 165V164H2ZM59 165V164H58ZM100 165H102V164H100ZM105 165H107V162H106V164ZM124 165H126V163L124 164ZM33 166V165H32ZM46 166V165H45ZM49 167H50V165H48ZM47 166V167H48ZM91 166V165H90ZM94 166V165H93ZM146 166V165H145ZM209 166V165H208ZM41 167V166H40ZM109 167V166H108ZM113 167V166H112ZM134 167V166H133ZM25 168V167H24ZM52 168V167H51ZM50 168V169H51ZM85 168V167H84ZM102 168V167H101ZM142 168H143V166H142ZM206 168V167H205ZM112 169V168H111ZM133 169V168H132ZM49 170V169H48ZM54 170V169H53ZM134 170V169H133ZM141 170V169H140ZM13 171V170H12ZM31 171H32V169H31ZM104 171V170H103ZM117 171V170H116ZM136 171V170H135ZM47 172V171H46ZM70 172V171H69ZM121 172V171H120ZM131 172V171H130ZM134 172V171H133ZM50 173V172H49ZM49 173H47L48 175H49ZM51 173H52V171H51ZM53 173H55V172H53ZM29 174V173H28ZM27 174V175H28ZM124 174V173H123ZM51 175H53V174H51ZM69 175V174H68ZM17 176H18V174H17ZM35 176V175H34ZM112 176V175H111ZM119 176V175H118ZM136 176V175H135ZM43 177V176H42ZM48 177V176H47ZM51 176H49V178H50ZM113 177H114V175H113ZM117 177V176H116ZM122 177V176H121ZM201 177V176H200ZM34 178V177H33ZM41 178V177H40ZM52 178V177H51ZM18 179V178H17ZM35 179H37V178H35ZM44 179H46V178H44ZM199 179V178H198ZM39 180V179H38ZM50 180V179H49ZM132 180V179H131ZM135 180V179H134ZM51 181V180H50ZM36 183H37V181H35ZM45 182V181H44ZM139 182V181H138ZM137 182V183H138ZM41 183H43V182H41ZM51 184V183H50ZM50 189V188H49ZM140 189H142L141 187H140ZM139 189V190H140ZM47 190H48V188H47ZM139 193H142V191L140 192L139 191ZM262 193V192H261ZM258 194V193H257ZM256 194V195H257ZM260 194V193H259ZM27 196V195H26ZM259 196V198H258V200L261 198V197H263V196H261V195H258ZM45 199V198H44ZM142 200V199H141ZM140 200V201H141ZM262 200V199H261ZM199 201H201V198H199ZM192 202H193V200L191 199V201H189V203H188V205H187V211H188V218H187V220H182V221H180L181 220V218L179 219V218H176V219H174V217H172L171 218V220L169 221V222H167L166 223V226H165V230H161L160 228H157L158 230H159V232L161 233V238L163 239V241L161 240V238H160V235L158 234V232H156V230L155 229H153L150 233H148V234H146V235H143V237H144V239H143V241H142V243H141V245L136 249V250H133V251H131L130 253H127L128 255L126 256V259L123 261V260H120V261H118V263H116V264H143L142 262H146L145 264H163V263H160V260L159 259H161V257H162V255L164 254V253H169V252H171L172 250H174V254L173 255H170V258L173 256V264H206L207 262L209 263V264H264V221H262L261 223H260V227H259V236H260V238L259 239H254V238H251V236H250V234H239V242H237V243H232V242H229V238H227L226 237V230H225V220L223 219V217H222V215H217V213H223L224 211H226L225 209L226 208H228V206L222 201V203L221 202H219V203H221V204H219V205H213V206H210V204L208 205V207H207V209L205 210V211H203V212H194V213H192L191 212V210L194 208V207H196L197 205H196V203H194V204H192ZM194 202H196V201H194ZM216 202V201H215ZM262 202V201H261ZM260 202V203H261ZM254 203V202H253ZM34 204V203H33ZM140 204V203H139ZM215 204V203H214ZM217 204V203H216ZM257 204V203H256ZM262 204V206H263V203H261ZM251 205V204H250ZM210 206V207H209ZM261 206V205H260ZM230 207V206H229ZM233 207V206H232ZM41 208V207H40ZM39 208V209H40ZM258 209H259V206L257 207ZM261 209H262V207H260ZM264 209V208H263ZM208 210V211H207ZM227 210H232L231 208H228ZM179 210H177L176 212H178ZM223 211V212H222ZM233 211V210H232ZM42 212V211H41ZM175 212V213H176ZM227 212V211H226ZM225 213V212H224ZM223 213V214H224ZM43 214V213H42ZM260 214H261V211H260ZM264 214V213H263ZM224 215H226V214H224ZM232 215H233V220H232V222H233V224H237V222H236V215H235V213L234 212H232ZM231 215V216H232ZM264 216V215H263ZM212 217H216V218H218V220H219V223L221 224L222 223V225H223V227H222V229H221V231L220 230H214V231H212V232H210V231H208V228H207V224H208V222L209 221H212L213 219H212ZM226 217V216H225ZM259 218H263L262 216L261 217H259ZM217 220V221H218ZM45 221V220H44ZM259 221H261V220H259ZM224 222V223H223ZM158 224L157 225H163V223H164V221L163 220H161V221H158L157 222ZM209 224H211V223H209ZM214 224V223H213ZM215 224H217L216 222H215ZM257 226V225H256ZM236 228L238 227V226H235ZM214 228V227H213ZM239 229V228H238ZM229 230V229H228ZM231 230V229H230ZM132 231H139L138 230V228H135L134 230H132ZM249 231V230H248ZM253 232V231H252ZM248 233V232H247ZM254 235H256L255 233H253ZM258 234V233H257ZM48 234H46V236H47ZM124 235H126V233L124 232V231H121V233H120V237H122V236H124ZM218 235H221V236H218ZM232 236V235H231ZM234 236V235H233ZM238 236V235H237ZM258 236V237H259ZM230 237V236H229ZM131 242H132V240H130ZM234 241V240H233ZM237 241V240H236ZM245 242V243H247V248L245 249V250H243L242 248H239V246H237V244L239 245V243L240 242ZM209 243H212V246H211V244H209ZM50 245V244H49ZM109 245V244H108ZM207 245H208V247H209V245H210V249L211 250H208V248H207ZM242 246V245H241ZM246 246V245H245ZM10 247V246H9ZM131 247H133V246H131ZM243 247V246H242ZM106 248H103L102 249V253L104 252V250H105ZM133 249V248H132ZM217 249H219V253H218V250ZM131 250V249H130ZM221 250V251H220ZM101 254V253H100ZM152 255H155V256H152ZM7 257V256H6ZM151 257H153V259H154V261H152L150 258ZM250 257H254V259H251ZM4 258V257H3ZM1 259V258H0ZM86 259V258H85ZM167 259V258H166ZM165 259V260H166ZM9 260V259H8ZM7 260V261H8ZM3 261H5L4 259H3ZM117 261V260H116ZM3 264V263H2ZM7 264V263H6Z\"/></svg>", "mask_w": 264, "mask_h": 264}, {"label": "water", "instance_id": "95a60500", "mask_svg": "<svg viewBox=\"0 0 264 264\" xmlns=\"http://www.w3.org/2000/svg\"><path fill=\"white\" fill-rule=\"evenodd\" d=\"M125 3L126 0H0V47L47 60L78 59L94 47H103L114 36ZM135 58L139 59L140 54ZM116 69L122 76L127 71L120 63ZM131 84L145 94L135 79ZM83 92L96 97L88 88ZM154 115L157 122L152 117L145 118L150 130L167 131L172 127L166 112L157 110Z\"/></svg>", "mask_w": 264, "mask_h": 264}, {"label": "flooded vegetation", "instance_id": "af4514ba", "mask_svg": "<svg viewBox=\"0 0 264 264\" xmlns=\"http://www.w3.org/2000/svg\"><path fill=\"white\" fill-rule=\"evenodd\" d=\"M30 57V56H29Z\"/></svg>", "mask_w": 264, "mask_h": 264}, {"label": "trees", "instance_id": "16d2710c", "mask_svg": "<svg viewBox=\"0 0 264 264\" xmlns=\"http://www.w3.org/2000/svg\"><path fill=\"white\" fill-rule=\"evenodd\" d=\"M1 48V47H0Z\"/></svg>", "mask_w": 264, "mask_h": 264}]
</instances>
